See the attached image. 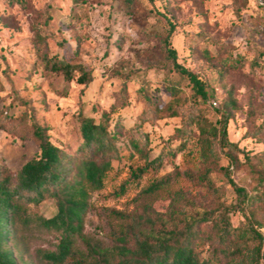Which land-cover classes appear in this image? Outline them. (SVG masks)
<instances>
[{"label":"rangeland","instance_id":"rangeland-1","mask_svg":"<svg viewBox=\"0 0 264 264\" xmlns=\"http://www.w3.org/2000/svg\"><path fill=\"white\" fill-rule=\"evenodd\" d=\"M167 31L176 61L212 93L206 103L214 106L210 100L218 104L230 92L237 104L226 128L227 139L238 148L228 174L224 153L205 163L198 161L195 133L178 150L173 131L192 97L188 80H178L160 51L157 33ZM40 51L80 62L90 70V81L76 82L77 72L66 80L60 72L45 69ZM123 80L126 95L120 103ZM167 83L175 86L174 97L165 88ZM139 86L153 104L173 105L177 113L168 115L169 109H163L161 117L142 124L149 139L148 159L162 153V162L129 180L128 164L142 163L137 154H129L126 143L144 106ZM111 105L110 125L117 119L122 155L112 161L103 187L90 193L81 233L91 240L110 248L119 237L131 243L140 232L180 227L218 203L233 202L236 194L230 180L247 193L263 195L264 0H133L129 8L121 0H0V163L16 169L36 151L34 141L17 135L24 126L15 127L13 120L22 111L47 126L52 143L70 148L78 107L97 121ZM2 111L6 120L1 119ZM205 116L212 123L217 118L208 107ZM205 167L209 171L201 180ZM164 177L169 178L168 185L145 190ZM123 181L124 191L119 193ZM252 202L246 211L264 218V199ZM29 208L45 218L55 212L50 198ZM231 219L236 223L243 216L237 213ZM57 237L34 221L18 229L10 243L18 252L17 263L51 264L36 250L51 248ZM206 246H197L200 256ZM85 250L76 238L73 255L63 264L83 256Z\"/></svg>","mask_w":264,"mask_h":264},{"label":"trees","instance_id":"trees-1","mask_svg":"<svg viewBox=\"0 0 264 264\" xmlns=\"http://www.w3.org/2000/svg\"><path fill=\"white\" fill-rule=\"evenodd\" d=\"M121 1L126 8L133 3V0ZM169 31L157 33L160 51L178 80H188L192 97L189 106L182 108L180 124L173 131V136L178 140V150L184 148L186 141L195 133L198 161L205 163L224 153L228 159L224 173L228 174V166L235 161L238 148L227 139L226 128L237 104L230 92L218 104L210 100L214 106L206 103L212 93L200 78L176 61L175 50L168 45ZM40 60L45 69L60 72L66 80L72 79L77 72L76 82L86 84L90 81V70L80 62H73L64 56H46L43 51H40ZM165 88L174 97L175 86L167 83ZM119 92L121 103L126 95L124 80ZM138 93L144 106L136 124L130 128L126 143L129 154H137L142 158V163L128 164L129 180H136L155 170L162 162V153L148 159L149 139L142 124L161 117L160 111L163 109H169L168 115L177 113L173 105L161 107L153 104L144 87L139 86ZM207 107L217 115L214 123L205 116ZM113 110L111 105L108 110L101 111L99 119L94 121L78 107L77 126L70 148L52 143L47 126L38 122L31 112L24 110L13 120L15 127L24 126V130L17 132L18 137L34 141L36 151L16 169L0 163V264H18V252L10 243L15 240L17 230L26 228L32 221L57 233L58 237L51 248L36 250L41 259L51 264H63L66 258L73 255L76 238L85 244L86 250L83 256L69 264H264V235L261 230L264 229V218L246 211L253 199L263 200L264 194L262 191L259 195L247 193L231 180L236 194L233 202L218 203L192 216L180 227L140 232L132 236L131 243L119 237L110 248L81 233L90 193L103 187L112 161L120 159L122 155L117 143L120 135L117 119L110 125ZM2 114L1 119L6 120V112L2 111ZM167 151L173 155L172 151ZM208 171L205 167L201 180L207 177ZM185 174L192 176L189 171H185ZM168 180V177H164L149 184L145 190L154 191L166 186ZM260 182L258 179L257 183ZM125 183L123 181L118 186L119 193L124 191ZM47 198L55 206V212L50 217H42L29 208ZM237 213L243 219L234 223L231 218ZM204 244L207 245L205 254L200 256L196 248Z\"/></svg>","mask_w":264,"mask_h":264},{"label":"built area","instance_id":"built-area-1","mask_svg":"<svg viewBox=\"0 0 264 264\" xmlns=\"http://www.w3.org/2000/svg\"><path fill=\"white\" fill-rule=\"evenodd\" d=\"M214 103V102H213Z\"/></svg>","mask_w":264,"mask_h":264}]
</instances>
